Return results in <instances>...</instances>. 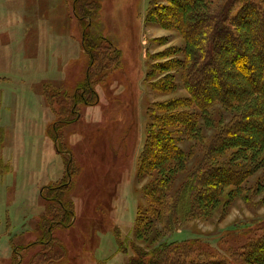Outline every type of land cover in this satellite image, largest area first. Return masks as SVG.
<instances>
[{"label":"rangeland","instance_id":"374dc122","mask_svg":"<svg viewBox=\"0 0 264 264\" xmlns=\"http://www.w3.org/2000/svg\"><path fill=\"white\" fill-rule=\"evenodd\" d=\"M96 1L89 39L100 40L99 57L92 64L73 0H0V162L7 169L0 174V264H30L49 250L36 241L57 208L44 201L42 192L60 184L65 173L56 133L71 159L70 184L58 193L72 207L73 222L51 232L65 255L57 246L53 260L37 258L35 264L138 259L152 264L151 253L160 245L185 240L192 249L229 256L264 233V170L255 171L239 189H225L206 217L179 220L171 231L160 223L150 212L145 188L159 176L141 163L148 161L154 133H171L184 154V170L172 177L174 192L210 155L208 145L233 113L216 105L203 120L182 71L168 69L174 59H183L185 43L175 27L157 20V14L166 16V0ZM223 1L216 0L213 9ZM87 7L78 10L82 16L95 9L92 3ZM80 86L93 89L97 100L92 103L86 91L85 101L73 104ZM175 101L181 105L174 109ZM170 116L191 117L197 131L175 119L161 121ZM70 117L71 123L62 124ZM233 153L225 152L218 162ZM239 156L251 159L250 152Z\"/></svg>","mask_w":264,"mask_h":264},{"label":"trees","instance_id":"16d2710c","mask_svg":"<svg viewBox=\"0 0 264 264\" xmlns=\"http://www.w3.org/2000/svg\"><path fill=\"white\" fill-rule=\"evenodd\" d=\"M166 1L170 4L163 8L167 11L166 16L157 14V20L160 24L175 27L185 43L183 59H174L168 69L182 71L184 86L203 120L209 119L210 110L216 105L233 113L208 145L210 155L207 154L192 169L188 179L174 192H171L172 177L184 170V154L174 145L171 133H154L156 142L148 145V161L142 158L141 163L148 172H157L159 178L147 183L146 195L151 198L150 212L171 231L179 220L206 217L225 189H239L255 171L264 170V0H224L217 9H213L216 0ZM77 2L73 0L72 8L82 25V45L94 64L95 58L99 57L97 46L100 40L93 43L89 39V29L91 15L99 4L96 0H82V5L78 6ZM88 3L95 5V9H88L82 16L78 10L88 8ZM233 9H236L235 13ZM170 15L173 21L168 19ZM101 40L117 51L107 39L102 37ZM86 91L91 94L92 103L97 100L93 89L80 86L73 93V104L79 99L85 101ZM173 104L174 109L181 105L179 101ZM72 116L76 117L77 112L71 111ZM71 117L62 124L71 123ZM174 119L188 131H197L195 120L188 116H181V120L170 116V119L161 118V121L173 123ZM54 140L57 150L66 159L65 173L60 184L42 192L44 201L57 208L54 214L48 215L50 220L45 226V234L36 241L48 246L50 251L35 255L30 264H35L37 258L50 262L57 255L53 251L57 246L65 255L63 245L55 242L51 232L58 227L67 228L73 222L72 207L58 193L70 184L71 159L60 147L57 133ZM231 149L234 153L230 159L218 162V158ZM243 152H250L249 161L239 156ZM6 170L0 162V174ZM159 247L151 253L152 264L153 261L154 264H264V233L233 250L230 253L233 259L230 255L221 257L206 250L192 249L186 240ZM144 262L138 259L127 264Z\"/></svg>","mask_w":264,"mask_h":264}]
</instances>
